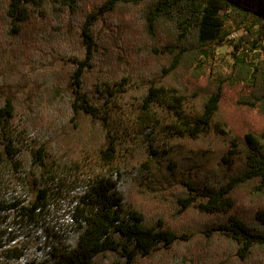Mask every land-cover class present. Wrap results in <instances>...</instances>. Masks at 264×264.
Here are the masks:
<instances>
[{
    "label": "trees",
    "instance_id": "trees-1",
    "mask_svg": "<svg viewBox=\"0 0 264 264\" xmlns=\"http://www.w3.org/2000/svg\"><path fill=\"white\" fill-rule=\"evenodd\" d=\"M225 45L233 59L219 70ZM263 48L264 0H0V61L69 56L62 68L36 70L24 103L2 97L0 84V195L14 192L1 197L0 217L14 214V226L38 242L24 259L11 247L10 217L2 218L0 264H138L157 251L165 264H195L212 252L264 264ZM133 87L148 110L172 96L176 123L142 138L151 160L168 162L158 179L159 166L146 164L87 177L37 142L47 108L108 120ZM213 135L223 145L185 166L162 151L166 139ZM163 185L170 197L149 206L147 193ZM196 236L207 243L201 251L169 259Z\"/></svg>",
    "mask_w": 264,
    "mask_h": 264
},
{
    "label": "rangeland",
    "instance_id": "rangeland-1",
    "mask_svg": "<svg viewBox=\"0 0 264 264\" xmlns=\"http://www.w3.org/2000/svg\"><path fill=\"white\" fill-rule=\"evenodd\" d=\"M233 51L234 47L231 45L218 48L217 54L219 57L223 56V58H219L214 64L217 65L219 70H228L225 61H232ZM262 57L264 58V48ZM68 58L69 56L60 51H55L47 62L31 61L27 58L16 60L14 55L9 54L0 61L1 96L14 97L24 103L25 97L29 95L35 85L34 76L36 70L62 68L67 64ZM130 91L127 96H120L117 103L109 107L111 110L108 120L103 119V117L94 118L85 114H75L72 111L66 114V110L61 111L60 108H57V112L51 114L50 108H47L43 119V126H47L46 131L40 139H37V142L46 145L48 153L55 158H64L71 165L75 162L78 163L81 166L82 175L87 177L108 173L115 168H127V166H129L130 170L137 172L144 164L148 165V167L159 166L155 160H151L155 157H151L146 148H143L142 138L152 130H159L162 125L172 127L176 123L175 117L169 114L167 109L168 104L172 102V96L170 94L169 96L164 95L156 106L148 110L142 106V100L138 98L139 90L133 87ZM63 92H66V89H63ZM67 92L69 93L68 88ZM109 114L107 115L109 116ZM105 126L113 133L114 137L112 135H109L110 138L108 137ZM111 140L115 141L113 146H111ZM177 143L174 140H164L162 151L163 148L168 150V152L171 150V157L177 159L180 166H185L188 165L190 158L198 152L220 148L224 143V139L222 136L213 135L210 142L180 140ZM36 144L35 146H37ZM167 164L168 162L165 160L163 167L159 166L157 169L158 175H155L157 179L160 175H164ZM188 171H191L189 167L186 172ZM148 181L151 184H156V180L153 177ZM159 188H163L164 192L157 191ZM167 189L168 186L165 185L151 189L147 193L149 196L146 200L147 204L150 206L149 199L151 198L162 195L170 197ZM14 191L17 193L21 192L18 188L17 190L14 189ZM12 193L14 192L10 189H3V195H0V200L3 197L4 199L10 198L12 200L13 198L10 197ZM35 197V193L29 194L26 198L29 203L26 202V205L33 202ZM5 217H8V219L10 217L7 231L13 233L11 239H16L11 243V247L22 249L23 258L26 259L35 252L38 242L30 237H25L23 232L14 226L15 221L13 219L16 218L14 214ZM5 217H0V221ZM64 228L65 226L62 227V229ZM192 241L190 243H180L172 252L173 256L167 255L169 259H177V256L180 255L197 253V251L203 249L202 246L207 244L201 236L194 237ZM202 259L195 264H236V256L230 252L215 255L212 252L211 254H204ZM165 263L166 254L159 251L151 257L141 259L138 262V264Z\"/></svg>",
    "mask_w": 264,
    "mask_h": 264
}]
</instances>
